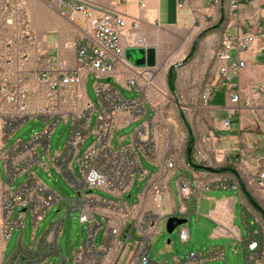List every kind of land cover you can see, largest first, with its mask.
Listing matches in <instances>:
<instances>
[{
  "label": "built area",
  "instance_id": "1",
  "mask_svg": "<svg viewBox=\"0 0 264 264\" xmlns=\"http://www.w3.org/2000/svg\"><path fill=\"white\" fill-rule=\"evenodd\" d=\"M244 1L233 0L232 14ZM193 3V0H176L178 9L186 7L195 17L200 8ZM59 5L60 16L73 31L71 41L64 46L73 52V63L67 64L66 55L52 59L40 54L35 59L40 68L36 73H29L27 65L31 59L32 38L29 22L22 12L23 21L18 24L23 26L21 32L25 37V45L19 53L16 68L10 74L11 78L6 76L0 79V94L7 108L0 127V160L7 186L4 198L11 227L21 230L12 262L52 264L47 261L59 253L57 245L63 221L72 215L86 228L85 240H80L79 247L71 252L72 264H118L128 245H133V250L125 264H156L150 258V240L162 231L160 223L165 222L167 217L175 215L187 219L190 216L192 190L186 179L178 177V206L170 215L163 214V195L175 169V161L167 157L165 152L158 154L159 145L151 124L156 106L146 104V93L139 84V81L145 80L144 74L124 59L120 37L126 27L125 17L81 0H60ZM16 6L17 10L23 11L25 1L17 0ZM136 27L137 24L133 23L132 28ZM261 42L260 35L255 32L234 36L227 33L221 37L215 55L220 80L203 91L201 101L204 104L210 102L213 88L218 85L231 89L230 72L246 65L240 56L255 52ZM89 76L92 77L91 87L97 106L86 96ZM120 76L126 77V90L141 93L139 100L122 97L116 86ZM258 88L264 91V84ZM228 101L230 106L227 116L220 122L222 130H229L230 120L241 105L240 95L236 92L229 95ZM243 105L247 106L246 103ZM146 106L153 114L150 119L146 116ZM94 112L96 117L90 129ZM34 120H38L42 126L38 132L26 140H12L22 127ZM137 121L141 124L130 135L129 143L122 145L123 140L117 138L116 146L113 147L114 132ZM60 123L69 125V132L62 150L52 156L50 139ZM89 136H93V141L80 155L81 146ZM197 153L200 165H206L203 155ZM141 155L154 166V172L142 168ZM41 158H45L44 163ZM50 166L67 181L74 192L73 198L63 197L42 184L34 168L47 171ZM23 176L24 182L11 191V185ZM258 177V185L264 193V171ZM134 179L138 183L144 182V186L137 194L136 201L132 202L129 192ZM233 183H237L236 180L227 177L216 180L212 186L233 187ZM58 204L61 205L63 217L53 221L35 241L34 231L51 208ZM15 210H19L16 215ZM26 213L29 214L33 230L27 247L22 242ZM163 229L166 232L165 223ZM11 231L12 228L6 235L7 240ZM173 231L177 232L182 244L189 241L186 224L177 226ZM99 233L101 236L97 243ZM237 243L241 247L244 264H264V258H257L260 240L256 225L249 226L243 239ZM40 247L43 250L37 254ZM236 248L237 245L234 246L235 251ZM222 253L219 246L204 251L190 250L182 257L172 258L170 264H207L220 260ZM58 264H66V261L60 258Z\"/></svg>",
  "mask_w": 264,
  "mask_h": 264
},
{
  "label": "crops",
  "instance_id": "2",
  "mask_svg": "<svg viewBox=\"0 0 264 264\" xmlns=\"http://www.w3.org/2000/svg\"><path fill=\"white\" fill-rule=\"evenodd\" d=\"M23 11L17 10V0H0V71L14 70L19 62V53L25 45L20 21L22 12L29 22L31 59L27 65L29 73H36L40 65L35 60L44 57L56 59L67 56V64L73 63V52L64 46L73 37L69 23L59 14L60 0H24ZM97 8L122 14L126 27L120 41L124 49L136 50L153 48L157 57L160 45L156 41L157 31L185 30L194 24V17L188 8L178 9L176 0H81ZM201 1V12L204 15L216 16L217 8L226 12L225 20H221L224 33L243 35L255 32L261 37L259 48L253 53H244L240 57L245 61L244 68L230 72L231 89L218 85L213 88L208 103L209 113L216 117L226 118L229 108V95L236 92L240 95V109L230 120L229 130L205 131L196 138L195 148L209 153L206 165L212 169L231 166L238 174L246 190L263 211L261 215L243 196L238 184L234 186H212L216 180L232 177L229 173L207 172L197 169L200 165L198 153L187 155L185 160L175 162V169L169 179L163 199L167 201V215L175 212L178 206L179 192L177 178L188 181L192 195L189 203V214L197 215L203 232L209 233L212 239H243L248 227L262 225L264 227V193L258 185V174L264 171V91L258 87L264 84V0H245L234 14L228 11V0ZM19 19V21H18ZM136 23L137 27L132 28ZM230 23V24H229ZM53 41L49 40V36ZM59 55V56H58ZM147 70V68H139ZM214 82L220 80L217 74ZM124 87L123 83L116 85ZM223 90L225 103L223 106L213 104L216 92ZM246 103L247 106L243 105ZM126 126L120 127L124 128ZM117 130V131H118ZM205 134V135H204ZM120 139V138H119ZM124 141L125 137H121ZM122 141V142H123ZM209 151V152H207ZM190 159L195 167L187 162ZM154 167V166H153ZM173 180L175 192L171 187ZM239 212L243 233H239L234 225V217ZM222 248V245H216ZM241 248V247H240ZM264 258V246L261 248Z\"/></svg>",
  "mask_w": 264,
  "mask_h": 264
},
{
  "label": "rangeland",
  "instance_id": "3",
  "mask_svg": "<svg viewBox=\"0 0 264 264\" xmlns=\"http://www.w3.org/2000/svg\"><path fill=\"white\" fill-rule=\"evenodd\" d=\"M194 6L201 9V1L193 0ZM217 1V0H216ZM197 10L194 17V24L189 29L185 30H170V31H157L156 41L160 43L156 65L154 68L147 70H138L144 75V79L139 81L140 86L146 93V104L155 105V114L153 115L148 106H146V116L151 120V124L155 129V137L158 142V154H165L167 157L172 158L175 162L178 160H185L187 155L195 154L196 151L203 155L206 163L209 158V153L200 152L195 148L196 138L199 133L205 131H214L216 128L221 130L220 122L222 117H216L209 113V104H204L201 101L203 91L215 84L214 77L217 74V64L215 55L219 50V44L222 35L224 34L223 25L221 20H225L226 12L223 8H217L215 17L211 15H204L201 10ZM49 40L53 41L50 35ZM173 74V88L167 86L166 77L169 72ZM12 70L0 71V79L10 77ZM11 78V77H10ZM218 82V80H217ZM92 77L89 76L86 82V96L94 106H97V99L93 93ZM118 83H126V77L120 76ZM216 85V84H215ZM119 91L122 97L126 100H139L141 93L136 90H126L120 87ZM162 94L166 96H162ZM225 103L224 91L220 90L215 93L213 97V104L223 106ZM7 108L2 101L0 94V127L4 112ZM182 112L184 121L188 124L190 130V137L186 128L184 127L179 113ZM96 117V113L92 114L91 128ZM141 124L140 121L132 122L126 127L114 132L112 145L116 146V139L125 137L122 145L129 143V137L134 130ZM42 128L38 120L31 121L22 127L12 138L28 139L34 133ZM222 131V130H221ZM69 132V125L58 124L50 139V153L53 156L55 153L60 152L65 144ZM206 134V133H205ZM204 134V135H205ZM93 136H89L82 144L80 155L92 143ZM192 143L189 146V143ZM2 137L0 132V155H1ZM209 152V151H207ZM142 168L154 172V167L146 161L141 155ZM41 162H45V158H41ZM74 169L78 172L77 165L74 164ZM35 174L41 180L42 184L60 194L63 197H74V192L69 186L64 177L59 174L53 167H49L47 171H43L39 167H35ZM3 167L0 160V264H14L12 256L16 252V240L21 233L19 228L11 227V219L7 215L5 192L7 186L4 182ZM25 177L18 178L12 185L11 191H15L23 182ZM144 186V182L138 183L134 179L133 185L129 192V199L132 202L136 201V196L140 193ZM171 187L175 192L173 180ZM61 205H54L51 211L39 223L34 231V240L37 241L44 230L53 222L58 221L63 217L60 210ZM168 205L167 201H162L163 214H167ZM19 210L14 211V215ZM197 215H191L187 218L186 226L189 230V241L182 244L178 240L177 232L173 231L168 235L163 227L165 222L160 223L162 231L155 235L150 240V258L152 262L160 264L166 262L171 263L172 258L182 257L190 250L204 251L212 246L222 245L223 253L220 260L213 261L207 264H244L242 259V251L240 246L235 251L234 239H212L209 233L203 232L202 225L197 221ZM14 221V220H12ZM14 225V222H13ZM234 225L238 232L243 233V226L240 221L239 212L234 217ZM11 231V236L7 240L6 235ZM22 242L27 247L30 245L32 237V226L29 214H25ZM101 233L97 236V243L100 240ZM86 228L81 226L75 218L67 217L63 221L62 234L58 242L59 253L51 257L48 262L58 264L60 258L66 261V264H72L71 252L77 249L80 245V240H85ZM169 240V244L166 241ZM133 245H128L120 256L118 264H125V261L133 250Z\"/></svg>",
  "mask_w": 264,
  "mask_h": 264
},
{
  "label": "water",
  "instance_id": "4",
  "mask_svg": "<svg viewBox=\"0 0 264 264\" xmlns=\"http://www.w3.org/2000/svg\"><path fill=\"white\" fill-rule=\"evenodd\" d=\"M124 59L136 68H154L156 65V55L153 48H142L136 50L124 49ZM197 169L207 172H215L214 169L206 165H198ZM187 219L175 215L167 217L165 221V230L170 235L173 230L180 225L186 224ZM169 244V240L166 241Z\"/></svg>",
  "mask_w": 264,
  "mask_h": 264
},
{
  "label": "trees",
  "instance_id": "5",
  "mask_svg": "<svg viewBox=\"0 0 264 264\" xmlns=\"http://www.w3.org/2000/svg\"><path fill=\"white\" fill-rule=\"evenodd\" d=\"M166 82H167V86L169 88H173V74L172 72L170 71L168 74H167V77H166ZM179 116H180V119L184 125V127L186 128L187 130V133H188V137H190V130H189V126L188 124L184 121V118H183V114L182 112L179 113ZM191 142L189 143V146H191ZM187 162L190 166H193L195 167V165L191 162L190 159H187ZM215 172L216 173H229L230 175H232V177L236 180L237 184H238V187L239 189L241 190L243 196L248 200V202L250 203V205L255 209L257 210L261 215H263V211L262 209L259 207V205L255 202V200L251 197V195L248 193V191L246 190L244 184L242 183V181L239 179V176L237 174V172L231 167V166H224V167H221V168H217L215 169ZM261 248V247H260ZM42 247H40L37 251V254L39 252H42ZM261 250V249H259Z\"/></svg>",
  "mask_w": 264,
  "mask_h": 264
},
{
  "label": "bare ground",
  "instance_id": "6",
  "mask_svg": "<svg viewBox=\"0 0 264 264\" xmlns=\"http://www.w3.org/2000/svg\"><path fill=\"white\" fill-rule=\"evenodd\" d=\"M228 11H229L230 14L233 13V0H228ZM225 34L226 33H224L222 35V37H225ZM146 82H147V80H146ZM228 177H230V176H228ZM222 179H227V177H224ZM233 186L235 188V183H233ZM257 229H258L259 240H260L259 247H257V258H262V255H261V252H260L261 250H259V249H261L264 246V227H262V225L259 224ZM254 264H261V263H254Z\"/></svg>",
  "mask_w": 264,
  "mask_h": 264
}]
</instances>
